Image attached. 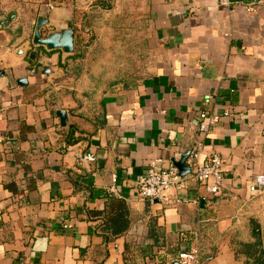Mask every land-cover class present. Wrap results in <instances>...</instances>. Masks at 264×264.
Returning a JSON list of instances; mask_svg holds the SVG:
<instances>
[{
	"label": "crops",
	"instance_id": "1",
	"mask_svg": "<svg viewBox=\"0 0 264 264\" xmlns=\"http://www.w3.org/2000/svg\"><path fill=\"white\" fill-rule=\"evenodd\" d=\"M92 1L49 2L29 16L0 9V264L24 255L34 264H174L190 250L198 264L259 263L240 244L260 238L264 252V191L247 189L264 173V0H231L229 9L216 0H133L136 8L121 12L113 0L98 11L105 21L85 29L94 40L81 50L74 14H88ZM47 11L45 33L74 23L72 53L32 43ZM223 110L232 116L199 130L200 111ZM197 145L199 160L224 159L219 194L189 178L165 199L140 200L134 183L151 161L168 167ZM88 152L95 164L79 160ZM186 164L193 169L190 157ZM110 195L128 212L116 238L91 215Z\"/></svg>",
	"mask_w": 264,
	"mask_h": 264
},
{
	"label": "built area",
	"instance_id": "2",
	"mask_svg": "<svg viewBox=\"0 0 264 264\" xmlns=\"http://www.w3.org/2000/svg\"><path fill=\"white\" fill-rule=\"evenodd\" d=\"M216 3L219 7L225 9H229L233 4L231 0H216ZM231 116L232 113L228 110H223L222 112L200 111L198 114L200 119L199 130L206 132L210 127L220 122L223 117L230 118ZM200 155V145L194 146L189 156L193 162V169L185 176H180L178 170L172 165L163 167L160 159L151 161L145 173L134 183V188L140 200L153 203L156 200L165 199L170 189L183 190L186 180L189 178L198 185H205L209 192L219 194L222 190L224 159L220 155L212 153L199 160ZM79 160L95 164L97 156L90 152L83 153L79 155ZM115 181L116 177L113 175L111 184L107 188V192L113 196L117 195ZM247 189L254 194L264 191V173L256 174ZM183 201L186 202L187 199L183 198ZM62 227H67V225L63 224ZM172 262L177 264H198L197 251H180L174 256ZM16 264L34 263L24 255L19 258Z\"/></svg>",
	"mask_w": 264,
	"mask_h": 264
},
{
	"label": "trees",
	"instance_id": "3",
	"mask_svg": "<svg viewBox=\"0 0 264 264\" xmlns=\"http://www.w3.org/2000/svg\"><path fill=\"white\" fill-rule=\"evenodd\" d=\"M46 3L55 2L56 4H59L60 2L64 0H45ZM91 8L93 10L97 11H111L114 8L113 0H93L91 3ZM81 15V21L80 26L84 27L85 24L87 25L89 20L87 19L88 14L81 11H76L74 14V23L78 24V17ZM86 22V23H85ZM82 34V31H80L77 28V44L79 47H81V50L85 49L94 39V36H90L88 43H82L80 40V35ZM22 169L24 174H27V171L29 170V166L26 163L22 164ZM28 184L30 186V189H33V183L34 179L33 177L27 178ZM107 201L105 203V206L103 210L92 212L91 215L93 216H100L102 218L103 225L101 226V231L104 234L106 238H116L124 233L127 232L129 228V221H128V212L127 207L123 200L115 198L113 196H106ZM261 241L260 238H256L254 242L252 243H242L240 244L241 251L244 252L248 257L251 259L256 260V264H264V252L262 251L260 247ZM148 246L141 247L140 253L146 257L148 252ZM177 252L175 256L178 254Z\"/></svg>",
	"mask_w": 264,
	"mask_h": 264
},
{
	"label": "water",
	"instance_id": "4",
	"mask_svg": "<svg viewBox=\"0 0 264 264\" xmlns=\"http://www.w3.org/2000/svg\"><path fill=\"white\" fill-rule=\"evenodd\" d=\"M48 12L44 16H40L37 19L32 43L35 46L44 47L47 50H56L60 49L64 53H72L74 51V23L72 21L67 23L66 28L61 30L52 31L45 33L44 26L48 21ZM35 53L30 54V58L33 59ZM18 84L26 83V79H20L17 81ZM56 117L59 119L60 125L65 127L67 124V113L63 109H58L55 112ZM190 150H187L185 153L181 154L178 159H172V166H174L180 176H185L190 173L191 168L186 164L187 159L190 156ZM102 163V160H98V165ZM252 224V233L254 235L260 234V229L258 223L255 221L251 222ZM177 264V263H174Z\"/></svg>",
	"mask_w": 264,
	"mask_h": 264
},
{
	"label": "rangeland",
	"instance_id": "5",
	"mask_svg": "<svg viewBox=\"0 0 264 264\" xmlns=\"http://www.w3.org/2000/svg\"><path fill=\"white\" fill-rule=\"evenodd\" d=\"M49 2L51 5H56L55 2H51V1ZM45 4H48L46 3L45 0H0V9L6 12L21 11V12H24L26 16H29V15L35 14L38 9L40 11V8L42 11ZM116 5H117V8H116ZM115 8L117 11H120V12L124 9H129V10L135 9L136 3L133 0H119L118 4L117 2L115 3ZM81 12H84V10H81ZM81 15L82 13H80V16L77 19L79 25L81 21ZM95 18H101V20L105 21L104 16L102 14H98L97 10H92L88 12V17H87V19L92 22L87 24L85 28L81 26L77 27L80 31H82V34L80 35V40L82 41V43H88L90 38H89V35L86 34L87 32L85 31V29L86 28L90 29L91 25L93 27H96L94 23ZM83 33H85V35Z\"/></svg>",
	"mask_w": 264,
	"mask_h": 264
}]
</instances>
